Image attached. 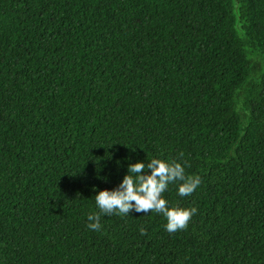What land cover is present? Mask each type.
<instances>
[{"label": "trees", "instance_id": "obj_1", "mask_svg": "<svg viewBox=\"0 0 264 264\" xmlns=\"http://www.w3.org/2000/svg\"><path fill=\"white\" fill-rule=\"evenodd\" d=\"M154 157L187 226L89 229ZM0 264H264V0H0Z\"/></svg>", "mask_w": 264, "mask_h": 264}, {"label": "clouds", "instance_id": "obj_2", "mask_svg": "<svg viewBox=\"0 0 264 264\" xmlns=\"http://www.w3.org/2000/svg\"><path fill=\"white\" fill-rule=\"evenodd\" d=\"M176 182H179L177 195L184 197L197 188L200 177L186 175L185 166L174 160L154 157L147 159V162L137 160L128 163L126 174L115 188L100 190L95 194L98 212L88 215L87 227L98 231L101 228V215H129L134 210L137 213L162 214L167 221L165 230L169 233L185 228L196 209L169 206L162 195L169 184Z\"/></svg>", "mask_w": 264, "mask_h": 264}]
</instances>
